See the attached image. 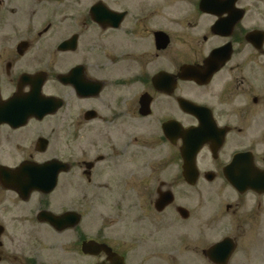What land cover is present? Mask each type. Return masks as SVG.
<instances>
[{
  "label": "flooded vegetation",
  "instance_id": "af4514ba",
  "mask_svg": "<svg viewBox=\"0 0 264 264\" xmlns=\"http://www.w3.org/2000/svg\"><path fill=\"white\" fill-rule=\"evenodd\" d=\"M0 264H264V0H0Z\"/></svg>",
  "mask_w": 264,
  "mask_h": 264
},
{
  "label": "water",
  "instance_id": "95a60500",
  "mask_svg": "<svg viewBox=\"0 0 264 264\" xmlns=\"http://www.w3.org/2000/svg\"><path fill=\"white\" fill-rule=\"evenodd\" d=\"M188 163H189V169H190L191 166H192V167L195 166V163H193V162H191V163L188 162ZM44 215H47L48 218H49V220H50V218L52 219L50 213H49V214H44ZM73 215H74V213L72 212V214H71V213H68V214L64 215L63 217H69V218H72ZM69 218H68V219L66 218V219H63V220L60 219L59 222H58V224H59L60 226H65V227L72 226V225H73L72 220H69Z\"/></svg>",
  "mask_w": 264,
  "mask_h": 264
},
{
  "label": "rangeland",
  "instance_id": "374dc122",
  "mask_svg": "<svg viewBox=\"0 0 264 264\" xmlns=\"http://www.w3.org/2000/svg\"><path fill=\"white\" fill-rule=\"evenodd\" d=\"M105 206H106V205H104V206H100V210H103ZM96 211H97V212H100L99 210H96Z\"/></svg>",
  "mask_w": 264,
  "mask_h": 264
}]
</instances>
